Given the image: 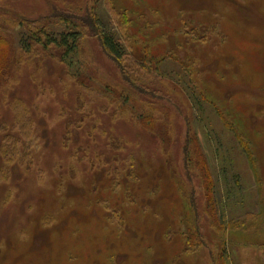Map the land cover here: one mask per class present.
<instances>
[{"label":"rangeland","instance_id":"1","mask_svg":"<svg viewBox=\"0 0 264 264\" xmlns=\"http://www.w3.org/2000/svg\"><path fill=\"white\" fill-rule=\"evenodd\" d=\"M61 256L264 264V0H0V264Z\"/></svg>","mask_w":264,"mask_h":264},{"label":"trees","instance_id":"2","mask_svg":"<svg viewBox=\"0 0 264 264\" xmlns=\"http://www.w3.org/2000/svg\"><path fill=\"white\" fill-rule=\"evenodd\" d=\"M44 34H41L40 38L41 39L46 38L45 42L50 40L47 43H57L55 39L54 40L50 39V35L48 33H44ZM102 44L106 48V50L109 51L108 53L113 57V59H115L116 61H120L123 52L113 38L109 36L102 37Z\"/></svg>","mask_w":264,"mask_h":264},{"label":"bare ground","instance_id":"3","mask_svg":"<svg viewBox=\"0 0 264 264\" xmlns=\"http://www.w3.org/2000/svg\"><path fill=\"white\" fill-rule=\"evenodd\" d=\"M6 245L7 246H11V245H13L14 246V243H13V241H11V237L10 238H8L7 240H6ZM55 246L54 245H52V246H49L48 248H47V252H48V254H45L46 255V257H47V259L49 260V257H52V261L53 262H57V260H58V258L60 257L59 255H57V251H56V247L54 248ZM26 248H22L21 249V252H23L24 250H25ZM37 254V253H36ZM73 254H76V252H74ZM62 257V256H61ZM63 258V261H64V257H62ZM70 258H72V257H70ZM9 259V257H5L4 258V262H3V264H6V262H7V260ZM73 259V258H72ZM74 261V263L76 262V260H77V258H74L73 259ZM50 262H51V260L49 261V263L48 264H50ZM82 262V261H81ZM60 263V261L58 262V264ZM86 263V262H85ZM35 264H41L39 261H35ZM64 264H66L65 263V261H64ZM81 264V263H80Z\"/></svg>","mask_w":264,"mask_h":264}]
</instances>
